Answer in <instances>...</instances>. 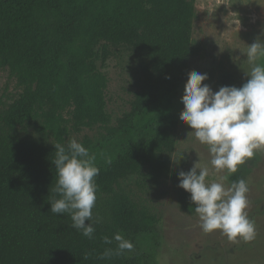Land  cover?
<instances>
[{
  "label": "trees",
  "instance_id": "trees-1",
  "mask_svg": "<svg viewBox=\"0 0 264 264\" xmlns=\"http://www.w3.org/2000/svg\"><path fill=\"white\" fill-rule=\"evenodd\" d=\"M195 0H0V67L20 90L0 107V264H155L157 217L121 187L136 175L158 182L171 173L177 120L172 102L188 71ZM58 21L56 49L43 54L46 11ZM126 48L142 61L144 80L113 133L130 132L96 163L94 238L71 227L50 202L57 172L54 145L67 148L72 132L108 127L102 70L110 48ZM46 53L47 50H45ZM230 83L226 75L221 79ZM70 94L64 111L62 89ZM137 125L130 131L131 126ZM88 138L81 143L86 149ZM229 179H243L235 172ZM87 223V221H86ZM119 233L134 244L115 250ZM104 237L112 239L104 243ZM146 247L142 248L141 243Z\"/></svg>",
  "mask_w": 264,
  "mask_h": 264
},
{
  "label": "rangeland",
  "instance_id": "rangeland-1",
  "mask_svg": "<svg viewBox=\"0 0 264 264\" xmlns=\"http://www.w3.org/2000/svg\"><path fill=\"white\" fill-rule=\"evenodd\" d=\"M263 2L195 0L188 71L171 108L177 127L174 149L168 153L170 176L158 182L136 175L121 181L122 189L146 205L157 217L153 239L148 241L154 251L155 264H264V148L255 150L253 158L239 165L237 171L241 172L249 187L247 212L256 232L251 242H231L220 230L204 233L191 194L178 187V173L188 172L197 162L209 169L207 182H219L221 176L227 175L226 170L218 173L214 169L208 146L201 144L194 131L180 120V113L184 110L181 98L191 71L206 73L209 79L203 83L213 91L222 86L239 88L247 82V74L253 65L243 53L257 38L264 41V14L260 13ZM57 26L58 21L48 8L45 37L39 49L47 56L57 48ZM110 50L111 54L102 68L108 77L106 105L110 123L108 127L99 124L84 127L79 132H72L69 137L78 142L88 138L87 149L95 157L94 164L106 160L116 143L129 136L130 132L125 133L124 130L113 133L112 128L130 110V102L144 80L142 61L137 54L121 47H111ZM256 64L264 65V57L259 58ZM226 75L231 76L230 83L221 80ZM19 90V80L9 77L7 66L0 67V107L10 102ZM61 99L64 111H67L72 100L65 88L62 89ZM136 126H131L130 131ZM229 177L224 182L226 187L232 183ZM146 245V242L144 245L141 243L142 248Z\"/></svg>",
  "mask_w": 264,
  "mask_h": 264
},
{
  "label": "clouds",
  "instance_id": "clouds-1",
  "mask_svg": "<svg viewBox=\"0 0 264 264\" xmlns=\"http://www.w3.org/2000/svg\"><path fill=\"white\" fill-rule=\"evenodd\" d=\"M243 54L253 67L247 74L249 79L239 88L222 86L213 91L203 83L209 79L206 73H188L181 98L184 110L179 116L194 131L195 138L208 146L214 169L218 173L226 170L227 175L221 176L219 182H207L209 169L197 162L188 172L178 173V187L191 194L202 231L220 230L231 242H251L256 232L247 212L246 181H234L229 187L224 182L238 171L239 165L253 158L255 150L264 148V65L256 64L264 57V41L257 38ZM54 148L52 163L57 180L52 191L59 198L50 202V211L56 215L67 213L71 227L93 239V223L98 222L93 220L92 211L97 200L95 177L100 172L94 164L95 157L75 139L67 148L59 143ZM114 240L116 249H106L103 256L134 250V244L119 233ZM104 243L111 244L112 239L104 237Z\"/></svg>",
  "mask_w": 264,
  "mask_h": 264
},
{
  "label": "crops",
  "instance_id": "crops-1",
  "mask_svg": "<svg viewBox=\"0 0 264 264\" xmlns=\"http://www.w3.org/2000/svg\"><path fill=\"white\" fill-rule=\"evenodd\" d=\"M260 13H263L264 14V2H263V5H262V9L260 10Z\"/></svg>",
  "mask_w": 264,
  "mask_h": 264
}]
</instances>
